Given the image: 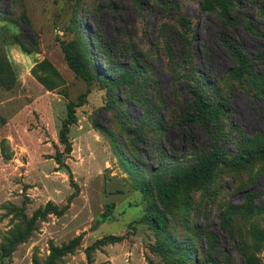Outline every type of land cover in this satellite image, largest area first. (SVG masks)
Returning a JSON list of instances; mask_svg holds the SVG:
<instances>
[{
    "label": "rangeland",
    "instance_id": "rangeland-1",
    "mask_svg": "<svg viewBox=\"0 0 264 264\" xmlns=\"http://www.w3.org/2000/svg\"><path fill=\"white\" fill-rule=\"evenodd\" d=\"M241 1L236 80L213 0H0V264H264V158L238 161L264 148V0ZM66 54L92 80L70 148L86 84ZM189 88L228 102L208 129L184 125ZM216 144L224 163L183 180Z\"/></svg>",
    "mask_w": 264,
    "mask_h": 264
},
{
    "label": "trees",
    "instance_id": "trees-1",
    "mask_svg": "<svg viewBox=\"0 0 264 264\" xmlns=\"http://www.w3.org/2000/svg\"><path fill=\"white\" fill-rule=\"evenodd\" d=\"M160 4L166 5L167 2H163V0H159ZM214 6H207L204 7V11L207 13H213L214 8H216V15L221 19L222 21V28L219 35V45L224 48L228 55L232 56L234 59V63L232 66L226 71V74H229L232 78L236 80H241L245 75L249 74V69L251 68V65L249 64V61L242 55L240 47H238V43L235 40V27L239 24V21L243 23L246 27H249L250 25L248 23H244V21L241 19V13L239 11V6H242L241 0H213ZM171 7H175L181 12L180 5L177 1L173 3H169ZM176 28H178V31L180 33H176L175 35L180 40L181 44L186 45L187 47L191 46V42L188 40L187 36L185 35V32L189 31L190 23L187 21L185 24L175 22ZM106 50V49H105ZM212 55V54H211ZM210 55V56H211ZM204 56V55H203ZM200 57L199 51L196 52V58ZM205 57V56H204ZM209 58V57H208ZM66 59L68 62L69 67L75 72L78 78H80L83 82L86 84V91L83 95L79 96L77 99V102H69L67 106V118L62 123V130L60 133V140L63 144L67 146V148H70V145L67 140V131L68 127L75 122V115L74 110L77 107H81L86 102V97L90 93V86L92 84V80L90 76L86 73L85 69L80 66L79 63H75L73 59L66 54ZM204 59V58H203ZM206 63V59L204 60ZM193 64L192 62H190ZM204 64H196L192 65V68L189 70L190 74H193L197 77H201L204 79L206 84L210 85V78L209 75L204 71ZM198 83V82H196ZM211 86V85H210ZM189 95H192V113H190L185 120H183L184 125H187L188 123H199L201 124L205 129H208V116L213 115L215 118H217L221 113L226 112L228 110V102L227 101H220L217 104V109L214 112H211L207 105H205L203 98L201 97V92L199 89L195 88H189ZM257 158H264V148H259L254 151H248L242 153L238 157L239 162L243 163H249ZM225 161V156L221 148L216 144L213 146V149L209 156L201 162L198 167L193 170L190 174H188L186 177H184L183 180H197L201 176L207 174L208 170H212L218 165L223 164ZM55 162L58 165H62L61 158L57 157L55 158ZM177 191V186H174L172 188H165L162 190V193H160V198L162 201L164 200H170ZM149 194V191H146ZM164 218L162 217L161 212H157L156 215V223L155 225L158 227H161L163 225ZM107 239L111 240H117L114 237L104 238L97 242V244L104 243ZM162 249V248H161ZM166 250V247L163 246L162 251ZM186 253H189L187 250Z\"/></svg>",
    "mask_w": 264,
    "mask_h": 264
},
{
    "label": "water",
    "instance_id": "water-1",
    "mask_svg": "<svg viewBox=\"0 0 264 264\" xmlns=\"http://www.w3.org/2000/svg\"><path fill=\"white\" fill-rule=\"evenodd\" d=\"M98 223H99V222H98V221H96V222H95V225H94V227H92V228L90 229V231H93V230H95V229H96V227H97V225H98Z\"/></svg>",
    "mask_w": 264,
    "mask_h": 264
}]
</instances>
